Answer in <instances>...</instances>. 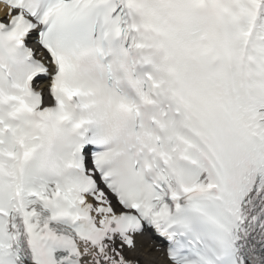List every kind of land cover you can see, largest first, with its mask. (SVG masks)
Instances as JSON below:
<instances>
[{
    "label": "snow or ice",
    "instance_id": "6c2138e0",
    "mask_svg": "<svg viewBox=\"0 0 264 264\" xmlns=\"http://www.w3.org/2000/svg\"><path fill=\"white\" fill-rule=\"evenodd\" d=\"M0 264H264V0H0Z\"/></svg>",
    "mask_w": 264,
    "mask_h": 264
}]
</instances>
